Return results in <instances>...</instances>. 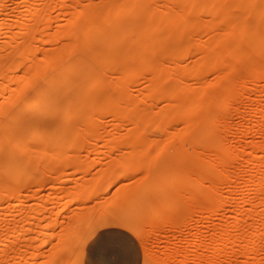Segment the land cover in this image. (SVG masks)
Returning a JSON list of instances; mask_svg holds the SVG:
<instances>
[{"label":"bare ground","instance_id":"6f19581e","mask_svg":"<svg viewBox=\"0 0 264 264\" xmlns=\"http://www.w3.org/2000/svg\"><path fill=\"white\" fill-rule=\"evenodd\" d=\"M25 2L30 17L22 25L23 38L17 42L13 36L4 43L5 34H0V81L10 82L14 72L21 71L27 92L38 87L26 98L6 100L7 110L0 111V146L63 143L83 148L102 141L108 147L189 145L193 168H186L195 170L196 175L190 173L196 181L187 174L193 183L186 189L182 184L185 190L178 186L187 197L180 194L179 201L186 203L185 212L204 209L208 216L192 250L178 249L174 257L190 255L197 264H264V104L255 101L264 98V88L258 89L264 82V0ZM53 10H59L54 18ZM2 11L0 5V15ZM51 28L53 43L46 45V30ZM6 67L12 70L3 74ZM249 84L256 90L246 89ZM240 99L247 103L234 112H246L242 122H229L214 112L229 111ZM7 154L0 149V161ZM74 154L70 158H76ZM118 175L113 176L118 180ZM66 177L56 187L52 181L49 189L61 194L72 179ZM48 180L51 184V177ZM200 190L206 198L203 205ZM40 211L35 214L45 222L46 214L39 216ZM210 212L215 214L212 232ZM57 221L54 217L47 227ZM4 246L1 252L10 248Z\"/></svg>","mask_w":264,"mask_h":264},{"label":"rangeland","instance_id":"374dc122","mask_svg":"<svg viewBox=\"0 0 264 264\" xmlns=\"http://www.w3.org/2000/svg\"><path fill=\"white\" fill-rule=\"evenodd\" d=\"M0 5L3 6V11L0 15V34H5L4 40L1 37L0 39L4 43H9V38L15 36L18 38L17 42L20 41L24 36L22 25L29 23L30 16L26 14V11L29 10L27 3H24V0H0ZM58 14L59 10L50 12L53 18ZM53 23L54 20L52 21V26H54ZM52 34V28L46 30V45L53 43ZM1 40L0 42H2ZM11 70L12 67H6L3 74L5 71L11 72ZM22 75L21 71L14 72L10 82L0 81V111L7 110L6 100L11 96L15 99L19 97L23 99L26 98L27 94L32 95L36 91L38 86H34L36 88L32 93L26 91L29 87L26 86V80L23 79L24 76ZM20 80L21 84L18 85L17 91H13L14 84ZM260 82L258 81L256 86ZM263 83L261 82V84ZM261 84L260 87L258 86L260 90L264 88L261 87ZM252 87L253 85L249 84L246 89L253 91L257 88L253 89ZM235 89H237V86ZM258 99V101L255 100L257 103L261 100L259 104H264V98L258 97ZM246 103V99H240L237 104L231 105L232 107L229 111L220 112L214 108V112H216L217 116L226 117L227 121L230 120L233 123L242 122V118H246V112H234V108L242 105L243 108L242 106L241 108L244 109ZM154 135L158 136V134ZM102 143L105 144L106 142H98L95 146L90 143L91 146L85 145L83 148V145H79V147L78 145H66L63 143H53L46 145V147L33 145L0 146L1 150L8 151L7 157L0 161V174L4 175V178L3 176L1 177L2 181L0 180V185H3L0 187V210H3V215L1 214L0 216L5 220L2 223L12 222L11 224L8 223L9 225L7 226L0 225L2 228H0V247L3 248V245L6 246H4L5 249L10 247L7 249V251H10L9 253L0 251L3 254L0 255V264H81L84 261L91 235L94 233L97 235L106 230L124 231L128 227L134 228L143 234V243L138 244L136 249L141 264H143L145 258L148 259L149 264H197L190 255H184V257L175 256L176 259L174 257V253L178 249L190 252L194 244L193 240L196 238L195 236L202 235V230L203 232L205 230L203 222L207 214L206 212L204 213V209L199 210L200 213H197L198 211L196 212V210L198 209L190 208L194 211H191L190 214L188 211L185 212L186 203L183 206L184 201L182 199V202L179 201L180 194L181 198L183 196L186 197V195L182 196L184 191L179 189H184V186L185 189L187 186L189 187V184L193 183H190L191 177L193 178L194 174L196 175L194 169L190 171L194 173H192L193 175L187 172L193 168L190 157L192 153L191 147L189 145L181 146L182 148L180 146L172 147V145L168 147L164 146V144H158L148 147H135L132 145L134 148L130 147V145L126 147L124 145V147L122 145L115 147V145L111 146V148L108 147L107 143L106 147ZM71 150L77 154L80 152L78 157L80 156L83 159H79L80 157L78 158L77 154H74L76 158L75 156L70 158L73 156ZM110 150L111 152L108 154L110 157H108L107 153ZM148 150H151L152 153L148 152ZM89 151L91 154L89 153L88 155ZM143 151L147 155L141 153ZM141 154L146 157H142ZM76 159L78 160L76 161ZM58 161L60 162L58 163ZM65 163L70 166L63 168ZM78 163L84 164L83 167ZM60 164L64 165L61 168H57ZM87 167H90V169L86 171ZM76 168L80 170H76ZM64 169L66 172L62 173L60 170L64 171ZM68 169H72V171L70 170L67 173ZM52 170L58 172L55 173ZM73 170L76 173L71 175V172H74ZM107 170H109V174L104 172ZM142 170L144 172L146 170V173ZM124 172L127 173L128 178ZM59 173H62L61 179L60 175H58ZM69 173L71 176H69ZM51 174L54 176L52 177ZM56 174L58 177L56 176L57 178L54 179ZM104 174L105 176H111L107 177L109 181L106 180L107 178ZM117 174L121 175H118L120 177L118 180L113 176ZM187 174L191 176L188 175L190 180H188ZM75 175L78 177L76 176V178ZM62 176L66 177V179H72L66 184V188L63 191L61 190V194L59 192L57 195V192H52L49 187L58 186L63 179ZM80 176L81 178H79ZM50 177L52 179L50 181L51 184L48 183ZM73 179L75 180L73 181ZM74 182H77V184ZM79 186H84L85 188L81 189ZM5 188L10 191L8 195L5 193ZM42 188L44 189L42 190ZM202 188L204 189L205 186H201ZM178 190L181 192L179 195L176 193ZM74 191L76 195L73 194ZM77 191H79L78 195ZM202 192L199 199H202L200 205H203L206 199L204 198V191ZM83 194L86 195L85 198V195L82 196ZM74 195L77 197L76 199ZM203 195L204 197H202ZM37 199L40 200L41 204ZM42 199L49 201V203L44 202L42 204ZM52 202L55 206L52 205ZM37 205H42V209L40 207L36 208ZM35 211H40V213H37L39 216L46 214V217L43 216L45 217L43 219H46L45 222L43 221L44 223L41 222L42 217H38ZM21 213L27 214L26 217L28 219L24 215L20 217ZM208 214L211 217L208 227H211L209 230L212 232L215 228L213 221L215 214L212 212ZM22 217L27 219L29 224H26L25 220L22 221ZM54 217H57L58 224L47 227V225L51 224L50 222H52ZM117 221L122 223L124 227H117L115 223ZM2 223L0 222V224ZM72 225L75 229H72ZM3 227L6 228L3 229ZM40 230L43 233L39 234ZM125 234L128 235L129 233L125 232ZM11 249L12 251L16 250L11 252Z\"/></svg>","mask_w":264,"mask_h":264},{"label":"snow or ice","instance_id":"6c2138e0","mask_svg":"<svg viewBox=\"0 0 264 264\" xmlns=\"http://www.w3.org/2000/svg\"><path fill=\"white\" fill-rule=\"evenodd\" d=\"M115 223L117 227H124L118 221ZM125 232L129 234L126 235ZM140 243H143V234L134 228L128 227L124 231L98 234L92 239L90 247L112 255L128 257L125 260L110 261L106 262V264H141L138 258L135 260L131 258ZM81 264H89V261L84 260ZM143 264H149L147 258L144 259ZM243 264H250V262L245 261Z\"/></svg>","mask_w":264,"mask_h":264},{"label":"crops","instance_id":"0c3cea01","mask_svg":"<svg viewBox=\"0 0 264 264\" xmlns=\"http://www.w3.org/2000/svg\"><path fill=\"white\" fill-rule=\"evenodd\" d=\"M119 230H106L100 233H111V232H117ZM99 233V234H100ZM98 235V234H97ZM95 233L91 235L89 238V243L86 248L84 260H88L89 264H106V262L115 261V260H125L128 259L126 256H116L109 253L102 252L94 247H90L92 239H94L97 236ZM133 260L139 259L137 251L133 254L131 257Z\"/></svg>","mask_w":264,"mask_h":264}]
</instances>
